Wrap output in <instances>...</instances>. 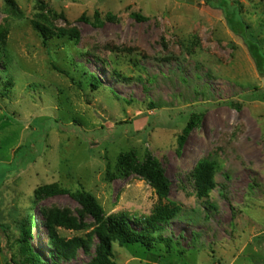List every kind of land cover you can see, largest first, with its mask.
<instances>
[{"label":"rangeland","instance_id":"1","mask_svg":"<svg viewBox=\"0 0 264 264\" xmlns=\"http://www.w3.org/2000/svg\"><path fill=\"white\" fill-rule=\"evenodd\" d=\"M14 1L19 15L0 0V28H8L0 57V264L23 262L17 242L30 215L43 264H88L95 256V237L89 252L69 261L49 245L50 211L87 225L58 228L61 237L95 227L69 194L35 202V190L51 184L91 194L105 217L149 216L160 203L182 207L157 232L170 246L115 242V264H264V76L222 11L206 0ZM228 1L264 53V0ZM36 20L76 29L80 39L46 44ZM91 75L102 83L97 90ZM194 115L200 122L180 148ZM128 151L159 160L171 183L167 199L137 176L107 180ZM203 161L217 172L215 189L201 198L194 170Z\"/></svg>","mask_w":264,"mask_h":264},{"label":"trees","instance_id":"2","mask_svg":"<svg viewBox=\"0 0 264 264\" xmlns=\"http://www.w3.org/2000/svg\"><path fill=\"white\" fill-rule=\"evenodd\" d=\"M10 8L19 15L18 7L14 0H6ZM206 4L214 9L222 11L223 16L230 30L242 40L252 56L259 74L264 76V53L259 42L249 35V26L243 21L240 10L236 4L228 0H206ZM138 20H145L140 14H134ZM82 21L89 22L85 16L81 17ZM99 20V19H97ZM34 28L41 34L44 43L47 44L55 37L68 36L70 39H80L76 29L69 31L54 30L41 21L33 22ZM8 28H0V57H6L7 48L6 40ZM90 85L93 90L102 86L100 80L95 76H90ZM12 82H6L4 87L8 90ZM200 118L194 115L179 137V147L183 148L187 138L199 124ZM217 172V165L214 162H200L194 170L196 192L198 197H206L215 189L216 183L214 176ZM130 176L147 182L157 193L160 200L167 199L170 194L171 183L165 175L161 164L149 151L141 161L135 151H128L119 155L114 171H108L107 180L112 182L114 179H126ZM60 194H69L81 206L84 212L89 214L95 227L84 237L75 236L72 238L61 237L57 229L82 231L87 228L85 222L69 215L66 211L54 210L45 215L43 222L47 232L49 245L56 251L57 255L64 260L73 259L79 250L89 252L93 244L94 237L98 240L95 250V256L88 264H115L113 244L118 242L120 245H138L148 250L154 249L157 244L166 243L171 245V240L157 235L161 231L163 224L172 221L182 210L180 205L174 203L157 205L152 214L149 216H133L132 219L127 214L119 213L109 216L104 215V211L97 200L88 193L75 192L70 193L66 189H61L57 184L44 185L37 188L34 192L35 202H41L46 198ZM133 221V224L131 223ZM36 225L34 215H30L28 224L21 228V236L17 242L19 252L24 256L21 264H43L40 256L34 251L31 245L33 228Z\"/></svg>","mask_w":264,"mask_h":264}]
</instances>
